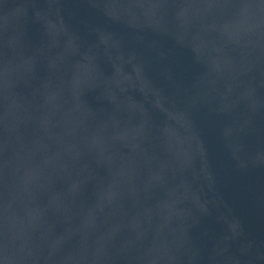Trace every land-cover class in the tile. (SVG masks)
<instances>
[{"label": "water", "instance_id": "95a60500", "mask_svg": "<svg viewBox=\"0 0 264 264\" xmlns=\"http://www.w3.org/2000/svg\"><path fill=\"white\" fill-rule=\"evenodd\" d=\"M0 264H264V0H0Z\"/></svg>", "mask_w": 264, "mask_h": 264}]
</instances>
